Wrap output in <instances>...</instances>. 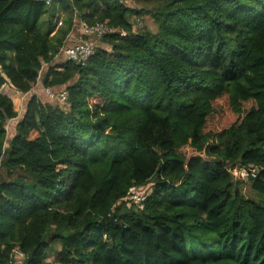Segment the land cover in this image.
Returning <instances> with one entry per match:
<instances>
[{
	"label": "trees",
	"instance_id": "16d2710c",
	"mask_svg": "<svg viewBox=\"0 0 264 264\" xmlns=\"http://www.w3.org/2000/svg\"><path fill=\"white\" fill-rule=\"evenodd\" d=\"M151 1L0 0V264H264V0ZM75 17L111 31L56 63Z\"/></svg>",
	"mask_w": 264,
	"mask_h": 264
},
{
	"label": "rangeland",
	"instance_id": "374dc122",
	"mask_svg": "<svg viewBox=\"0 0 264 264\" xmlns=\"http://www.w3.org/2000/svg\"><path fill=\"white\" fill-rule=\"evenodd\" d=\"M123 4H125L126 7L128 8H133L136 9L137 11H140L141 14L139 15H129V21L132 23V27L133 29H139V31H143V30H147L150 32H156L157 28L156 25L154 23V19L152 17V11L155 8V2L151 1V0H121ZM57 20H56V27L60 28V27H65V23H64V14L62 13H57L56 16ZM90 40L92 41L96 46L99 44V40H97L98 38L94 37V36H89V35H83L81 34V30L79 29V26L77 24L74 25V28L71 30V32L68 34L67 39L65 41V45L68 44H72L75 40ZM56 63H61V55L58 54V56L56 57ZM41 73V72H40ZM2 91H4L5 93H7L13 100L14 102V108L18 109L22 112L23 106L25 105L26 102V98L28 95L31 94H35L38 99H40L41 102H48V103H52L55 104L56 106H60L62 108H67V104L66 103H61L58 101V99H52V98H47L45 96V94L42 91V84L41 81H39V83L28 93V94H21L19 95L20 97V101H16L18 102L17 104H15V98L13 97V93H15V90L13 89V87L9 84L6 83V85H4L2 87ZM22 96V97H21ZM18 97V98H19ZM18 121V117L15 119H11L9 120L6 125H5V129H6V139L11 138V136L14 133V127L15 124ZM183 153H185L186 155L189 154V151L187 148H183L181 150ZM17 176V173H13L11 174V177H8V173L5 169L0 168V178H4V179H8V178H12ZM152 183H149L148 185L145 186L146 189H148V192L150 190V186ZM238 188L240 189L241 193L247 197V198H254L256 197L254 191L251 188V180H250V176L244 180H241V183H237ZM123 209L121 208V211ZM58 250V245L55 244L53 246L52 251L50 252V254L45 258V263H50L52 262V264H57L55 261V251ZM22 254H20V252L18 251L16 253V257L17 258H21Z\"/></svg>",
	"mask_w": 264,
	"mask_h": 264
},
{
	"label": "built area",
	"instance_id": "2783aa9c",
	"mask_svg": "<svg viewBox=\"0 0 264 264\" xmlns=\"http://www.w3.org/2000/svg\"><path fill=\"white\" fill-rule=\"evenodd\" d=\"M77 24L79 26V29L81 30V34L83 35H89L94 36L98 39H101L102 36L111 31V29L100 22L94 23V24H87L81 20H79L77 17L74 18V25ZM97 39V40H98ZM96 49V45L87 39L84 40H75L72 44L63 45L60 48L59 54L61 55L62 61H74L78 64H83L90 55L93 54V52ZM58 56V55H57ZM51 98L58 99L61 103H66L68 92L66 88L62 89L58 94L53 92L51 89H45L44 90ZM234 175H241L242 177H246L248 175V172L245 168H237L234 166L232 169L229 168ZM250 172H254V170H250ZM146 189L143 187H138L137 185H133L129 188L127 195L123 198L124 200H129L130 203H139L146 199L147 193Z\"/></svg>",
	"mask_w": 264,
	"mask_h": 264
},
{
	"label": "clouds",
	"instance_id": "9594fccd",
	"mask_svg": "<svg viewBox=\"0 0 264 264\" xmlns=\"http://www.w3.org/2000/svg\"><path fill=\"white\" fill-rule=\"evenodd\" d=\"M235 166H237V165H235Z\"/></svg>",
	"mask_w": 264,
	"mask_h": 264
}]
</instances>
